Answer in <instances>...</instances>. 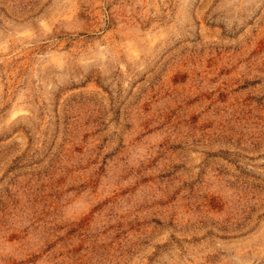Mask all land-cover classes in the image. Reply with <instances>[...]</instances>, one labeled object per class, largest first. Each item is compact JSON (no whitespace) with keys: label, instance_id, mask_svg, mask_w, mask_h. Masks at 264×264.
<instances>
[{"label":"rangeland","instance_id":"rangeland-1","mask_svg":"<svg viewBox=\"0 0 264 264\" xmlns=\"http://www.w3.org/2000/svg\"><path fill=\"white\" fill-rule=\"evenodd\" d=\"M0 264H264V0H0Z\"/></svg>","mask_w":264,"mask_h":264}]
</instances>
